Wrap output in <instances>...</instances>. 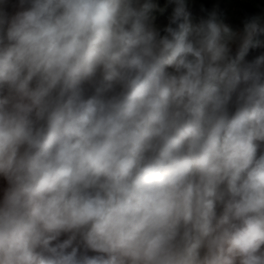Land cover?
Segmentation results:
<instances>
[{
  "label": "clouds",
  "instance_id": "clouds-1",
  "mask_svg": "<svg viewBox=\"0 0 264 264\" xmlns=\"http://www.w3.org/2000/svg\"><path fill=\"white\" fill-rule=\"evenodd\" d=\"M167 3L0 0V264H264V16Z\"/></svg>",
  "mask_w": 264,
  "mask_h": 264
},
{
  "label": "trees",
  "instance_id": "trees-1",
  "mask_svg": "<svg viewBox=\"0 0 264 264\" xmlns=\"http://www.w3.org/2000/svg\"><path fill=\"white\" fill-rule=\"evenodd\" d=\"M159 8L164 11H154L156 17L154 23L159 29L168 24V18L172 12V6L167 0H154ZM215 10L217 18L231 26L234 30L243 27V23L256 16H264V0H189V12L193 22L204 18L208 12ZM264 48V26L262 30L253 37L252 45L249 46L248 54L260 51Z\"/></svg>",
  "mask_w": 264,
  "mask_h": 264
},
{
  "label": "rangeland",
  "instance_id": "rangeland-1",
  "mask_svg": "<svg viewBox=\"0 0 264 264\" xmlns=\"http://www.w3.org/2000/svg\"><path fill=\"white\" fill-rule=\"evenodd\" d=\"M260 54H264V48L262 50H260V51H255V52L249 53V54L247 53L245 59L251 61L252 59H254L256 56H258ZM2 183L3 182L0 181V184H2Z\"/></svg>",
  "mask_w": 264,
  "mask_h": 264
}]
</instances>
